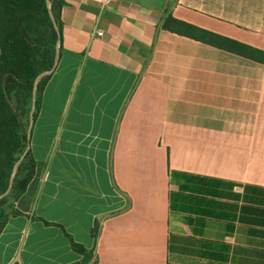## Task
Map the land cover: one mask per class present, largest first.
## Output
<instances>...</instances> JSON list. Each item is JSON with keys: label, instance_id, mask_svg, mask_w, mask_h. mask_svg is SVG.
I'll return each instance as SVG.
<instances>
[{"label": "crops", "instance_id": "crops-1", "mask_svg": "<svg viewBox=\"0 0 264 264\" xmlns=\"http://www.w3.org/2000/svg\"><path fill=\"white\" fill-rule=\"evenodd\" d=\"M169 15L264 50V0H65L2 264H264V63Z\"/></svg>", "mask_w": 264, "mask_h": 264}, {"label": "trees", "instance_id": "trees-1", "mask_svg": "<svg viewBox=\"0 0 264 264\" xmlns=\"http://www.w3.org/2000/svg\"><path fill=\"white\" fill-rule=\"evenodd\" d=\"M49 3L58 29L51 19ZM64 4L65 0H0V193L7 189L14 166L28 145L35 78L53 66L58 43L62 51ZM163 27L264 63V50L172 15L165 18ZM50 77L43 76L37 84L35 119ZM34 171L35 160L29 149L18 165L11 191L0 198V229L9 215L4 205L24 191Z\"/></svg>", "mask_w": 264, "mask_h": 264}, {"label": "water", "instance_id": "water-1", "mask_svg": "<svg viewBox=\"0 0 264 264\" xmlns=\"http://www.w3.org/2000/svg\"><path fill=\"white\" fill-rule=\"evenodd\" d=\"M49 13H50L51 19L53 20V23H54L55 27L58 29L55 15H54V13H53V11L51 9V3H49ZM60 55H61V47H60V44L58 43L57 47H56V54H55V59H54L53 66L51 68H49V69H46V70L40 72L37 75V77L35 78L34 87H33L32 104H31L30 113H29V123H28V127H27L28 145H27L26 149L24 150V152L19 157V159L17 160V162H16V164L14 166V169L12 171L11 177H10L9 185H8L7 189L4 192L0 193V198L5 197L11 191V189L13 187L14 177H15V173L17 171L18 165L22 162V160L26 156V154L29 151L30 146H31V133H32V128H33L34 121H35L34 112H35V108H36V104H37V84H38L39 80L43 76L51 74L56 69V67H57V65L59 63Z\"/></svg>", "mask_w": 264, "mask_h": 264}, {"label": "built area", "instance_id": "built-area-1", "mask_svg": "<svg viewBox=\"0 0 264 264\" xmlns=\"http://www.w3.org/2000/svg\"><path fill=\"white\" fill-rule=\"evenodd\" d=\"M110 1V0H107ZM104 33V31L102 30V28L100 26H96L92 32L93 37H100L102 36ZM0 264H2L0 262ZM67 264H100L95 258H92L86 262H82V261H78V262H73V263H67Z\"/></svg>", "mask_w": 264, "mask_h": 264}]
</instances>
